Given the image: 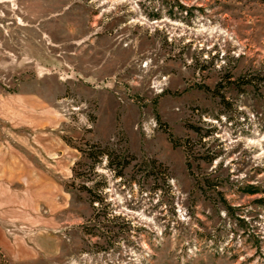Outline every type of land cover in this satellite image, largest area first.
Listing matches in <instances>:
<instances>
[{
  "label": "rangeland",
  "instance_id": "374dc122",
  "mask_svg": "<svg viewBox=\"0 0 264 264\" xmlns=\"http://www.w3.org/2000/svg\"><path fill=\"white\" fill-rule=\"evenodd\" d=\"M0 264H264V0H0Z\"/></svg>",
  "mask_w": 264,
  "mask_h": 264
},
{
  "label": "trees",
  "instance_id": "16d2710c",
  "mask_svg": "<svg viewBox=\"0 0 264 264\" xmlns=\"http://www.w3.org/2000/svg\"><path fill=\"white\" fill-rule=\"evenodd\" d=\"M174 144L175 146L179 145L177 142H175ZM79 151L82 153V156L86 157L88 160H91L94 165L102 163L103 158L106 157L110 162V167H113L114 165L117 166V176H121L123 174L124 169L130 165L131 161V159L128 157L114 156L108 149L101 148L100 146H91L86 150L79 149ZM152 163L156 164L155 161ZM79 164L80 162L76 163V166H78ZM81 175L82 174L78 173V171L75 172V177H80ZM82 189L91 194V196L93 197V202H100L102 200L101 196L95 194L93 189H90L86 184L82 186Z\"/></svg>",
  "mask_w": 264,
  "mask_h": 264
}]
</instances>
